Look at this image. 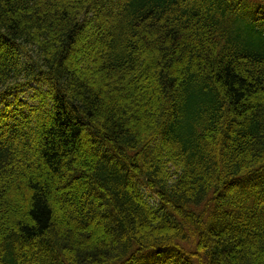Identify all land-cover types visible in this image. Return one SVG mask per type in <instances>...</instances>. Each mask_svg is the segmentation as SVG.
<instances>
[{"label":"trees","instance_id":"trees-1","mask_svg":"<svg viewBox=\"0 0 264 264\" xmlns=\"http://www.w3.org/2000/svg\"><path fill=\"white\" fill-rule=\"evenodd\" d=\"M29 86L0 264H264V0H0V100Z\"/></svg>","mask_w":264,"mask_h":264},{"label":"rangeland","instance_id":"rangeland-1","mask_svg":"<svg viewBox=\"0 0 264 264\" xmlns=\"http://www.w3.org/2000/svg\"><path fill=\"white\" fill-rule=\"evenodd\" d=\"M31 94H32L31 90H25L23 93L18 95V100L20 102L26 103L28 102V100H30ZM14 100H15V95L7 99L6 101H0V106H4L6 103L14 102ZM142 191L145 195V198L149 200L150 203H153L154 202L153 194L145 188H142Z\"/></svg>","mask_w":264,"mask_h":264}]
</instances>
